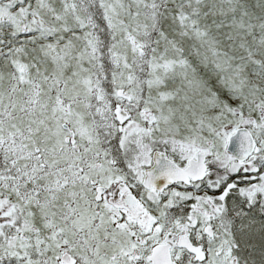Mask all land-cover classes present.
<instances>
[{
    "label": "snow or ice",
    "instance_id": "6c2138e0",
    "mask_svg": "<svg viewBox=\"0 0 264 264\" xmlns=\"http://www.w3.org/2000/svg\"><path fill=\"white\" fill-rule=\"evenodd\" d=\"M0 264H264V0H0Z\"/></svg>",
    "mask_w": 264,
    "mask_h": 264
}]
</instances>
